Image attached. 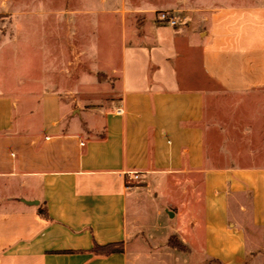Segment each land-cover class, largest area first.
Returning <instances> with one entry per match:
<instances>
[{
  "label": "crops",
  "instance_id": "0c3cea01",
  "mask_svg": "<svg viewBox=\"0 0 264 264\" xmlns=\"http://www.w3.org/2000/svg\"><path fill=\"white\" fill-rule=\"evenodd\" d=\"M169 9L136 8L147 18L104 60L114 105L85 121L66 89L0 74V264H264V104L238 152L201 83L264 91V0L176 28L156 22ZM108 244L123 251H94Z\"/></svg>",
  "mask_w": 264,
  "mask_h": 264
},
{
  "label": "rangeland",
  "instance_id": "374dc122",
  "mask_svg": "<svg viewBox=\"0 0 264 264\" xmlns=\"http://www.w3.org/2000/svg\"><path fill=\"white\" fill-rule=\"evenodd\" d=\"M152 1L0 0V74L10 78L9 82L15 87L19 82L18 75L25 71L28 84L42 86L45 83L66 89L64 98L73 106V115L82 121L92 107L112 109L114 79H108L103 72L104 60L110 53L116 60L120 58L125 29L130 31L132 22L136 24L147 18L137 15L136 8ZM167 1L172 4V9L167 11L174 14L178 25L204 20L216 7L253 6L259 2ZM201 83L202 87L215 91L210 104L211 114L222 127L230 125V140L237 143L236 149L241 152L242 148L248 147L245 128L252 120V113L264 104V91L230 95L204 75ZM221 140L225 144V138ZM146 209L152 223L158 222L157 207L149 202ZM170 240L184 250L170 248L186 252L187 248L177 236Z\"/></svg>",
  "mask_w": 264,
  "mask_h": 264
},
{
  "label": "built area",
  "instance_id": "2783aa9c",
  "mask_svg": "<svg viewBox=\"0 0 264 264\" xmlns=\"http://www.w3.org/2000/svg\"><path fill=\"white\" fill-rule=\"evenodd\" d=\"M156 22L159 23L160 25H164V26H170L173 28H176L178 26V22L176 20V17L174 16V14L170 11L164 10V11H159L157 13L156 16ZM117 113L119 115L124 113V110L122 108H119L117 110ZM130 181H138L139 180V176L137 174H132L129 177Z\"/></svg>",
  "mask_w": 264,
  "mask_h": 264
},
{
  "label": "trees",
  "instance_id": "16d2710c",
  "mask_svg": "<svg viewBox=\"0 0 264 264\" xmlns=\"http://www.w3.org/2000/svg\"><path fill=\"white\" fill-rule=\"evenodd\" d=\"M40 214L43 217L48 218L46 210L41 209L40 210ZM169 244L173 248H178L180 250H184L183 247L180 244L174 243L172 240H170ZM94 251L97 252V253H100V254L110 255V254H113L115 252H122L123 251V245L122 244H108V245H105V246L96 245L94 247Z\"/></svg>",
  "mask_w": 264,
  "mask_h": 264
}]
</instances>
